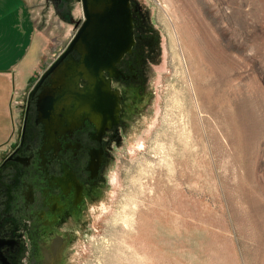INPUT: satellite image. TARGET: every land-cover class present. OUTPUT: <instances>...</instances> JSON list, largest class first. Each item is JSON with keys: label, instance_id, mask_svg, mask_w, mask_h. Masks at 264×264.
Masks as SVG:
<instances>
[{"label": "rangeland", "instance_id": "1", "mask_svg": "<svg viewBox=\"0 0 264 264\" xmlns=\"http://www.w3.org/2000/svg\"><path fill=\"white\" fill-rule=\"evenodd\" d=\"M24 2L32 51L0 74L1 256L264 264V0H128L135 35L149 34L144 85L130 69L75 74L76 50L48 72L80 0ZM71 175L77 190L63 186Z\"/></svg>", "mask_w": 264, "mask_h": 264}, {"label": "water", "instance_id": "2", "mask_svg": "<svg viewBox=\"0 0 264 264\" xmlns=\"http://www.w3.org/2000/svg\"><path fill=\"white\" fill-rule=\"evenodd\" d=\"M80 1L84 18L66 52L55 61L48 72L57 67L69 51L76 50L81 55L82 64L75 74L82 73L93 83H97L102 81L100 76L105 70L108 72L114 70L115 64L126 51H129L133 43L131 14L128 0ZM75 83L76 80L70 85L72 89ZM37 88L38 86L32 92L34 93ZM46 103L53 107L56 95H49Z\"/></svg>", "mask_w": 264, "mask_h": 264}, {"label": "crops", "instance_id": "3", "mask_svg": "<svg viewBox=\"0 0 264 264\" xmlns=\"http://www.w3.org/2000/svg\"><path fill=\"white\" fill-rule=\"evenodd\" d=\"M24 0H0V74H8L17 65H25L32 48V20ZM29 58V57H28ZM27 58V59H28ZM25 60V61H24ZM22 61V62H21ZM20 63V64H19ZM7 82H0V122L9 120ZM5 130V128H0ZM4 135L0 133V136Z\"/></svg>", "mask_w": 264, "mask_h": 264}, {"label": "flooded vegetation", "instance_id": "4", "mask_svg": "<svg viewBox=\"0 0 264 264\" xmlns=\"http://www.w3.org/2000/svg\"><path fill=\"white\" fill-rule=\"evenodd\" d=\"M57 1V3H56ZM72 0H54V2L56 3L57 7L59 9L62 8V10H66L67 7L70 5ZM59 3V4H58ZM81 3V1H80ZM81 9H82V6H81ZM82 13H83V10H82ZM83 15L79 18H77V22L76 20L74 19V23H73V26H74V33L73 35L75 34V31H77L80 23L82 22V19H83ZM143 26H139V29H137V26L135 27V31L134 29H132V32L131 34H133L132 38H133V43L129 49V51H126L122 56L121 58L119 59V61L115 64V68L117 69V71H127L128 69L134 71L137 75L135 77V80L131 79L132 75L129 74L127 76H130V80L132 82H136V83H140L141 85H144L145 79H147V72L149 71L148 67H149V60L151 59V55H150V48H149V43L145 44V37L146 35H149L148 33H146L147 31H145L143 33V35L141 37L139 36H136L135 33H137V30H140L142 29ZM135 38H137V40H135ZM148 40V39H147ZM144 42V44H143ZM105 73L108 72V70H105L104 71ZM130 81V82H131ZM138 87H141V86H138ZM120 90L122 88V86L119 87ZM10 159V158H9ZM8 159V160H9ZM72 180H70V179ZM69 180L67 181H63V182H67L66 184L64 183V188H70L71 186H73L74 188H76L77 190V183L72 175V178L71 177H68ZM57 181H60V180H57ZM77 196H79L77 194ZM5 243H8L5 242V240H2L0 239V244H5ZM54 245V244H53ZM53 248V247H52ZM61 248V246H60ZM9 249H11L10 251V254H9V257L12 256V254L14 253V246H11L9 247ZM60 251V249H59ZM48 255H53V250L52 252H47L46 255V262L45 264H49V257H47ZM0 264H9V262H7V260L5 259V256H1V252H0Z\"/></svg>", "mask_w": 264, "mask_h": 264}, {"label": "bare ground", "instance_id": "5", "mask_svg": "<svg viewBox=\"0 0 264 264\" xmlns=\"http://www.w3.org/2000/svg\"><path fill=\"white\" fill-rule=\"evenodd\" d=\"M65 92H66V91H65ZM86 99H87V98H86ZM78 102H79V101H78ZM70 177L72 178V175H71ZM67 179H68V178H67ZM69 179H70V178H69ZM69 179H68V180H69ZM70 180H72V179H70ZM57 240H58V239H57ZM58 244H59V245H58ZM60 246H61V245H60L59 241H55V242H54V245L52 246L53 248L56 247V249H57V255L60 254V251H59V249H61ZM54 251H55V250H54ZM47 257H49V260H48V261H49V264H54L53 262H54V260L56 259L57 256H56L54 259L52 258V257H54V254H53L52 256H51V255H48ZM47 259H48V258H47ZM47 259H46V260H47Z\"/></svg>", "mask_w": 264, "mask_h": 264}]
</instances>
